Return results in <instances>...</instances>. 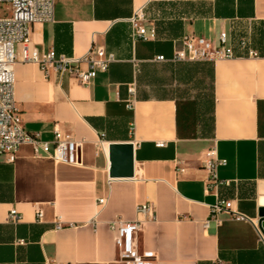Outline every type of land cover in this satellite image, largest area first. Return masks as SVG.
Listing matches in <instances>:
<instances>
[{
	"label": "crops",
	"instance_id": "obj_1",
	"mask_svg": "<svg viewBox=\"0 0 264 264\" xmlns=\"http://www.w3.org/2000/svg\"><path fill=\"white\" fill-rule=\"evenodd\" d=\"M140 5L146 38L134 36L130 23ZM220 31L235 57L153 60L169 58L187 32L213 40ZM31 38L39 50L73 59L103 46L114 60L89 84L52 67L44 72L33 62L13 63L24 129L50 141L57 126L83 143L81 165L36 156L28 143L14 162L0 159V264H46V257L112 264L115 232L108 221L117 215L132 220L136 205L148 201L156 218L143 224L137 240L141 252L156 254L154 264H264L258 226L264 207V0H55L54 20L31 25ZM206 66L210 137L180 138L173 88ZM132 82L135 102L128 110ZM123 142L133 144L134 176L111 178L108 146ZM211 147L226 159L217 168L224 182L206 191L203 163ZM103 196L102 207L97 199ZM216 198L231 200L236 214L222 212L204 227ZM11 208L20 213L17 223L6 219Z\"/></svg>",
	"mask_w": 264,
	"mask_h": 264
},
{
	"label": "built area",
	"instance_id": "obj_2",
	"mask_svg": "<svg viewBox=\"0 0 264 264\" xmlns=\"http://www.w3.org/2000/svg\"><path fill=\"white\" fill-rule=\"evenodd\" d=\"M54 5L55 0H0V159L6 162H14L20 145L28 143L32 146L36 156L49 157L56 163L81 165L82 139L74 137L70 132L62 131L57 126L53 128V138L50 141L42 140L38 133L24 129L21 111L16 106L13 94V63L16 60L36 63L44 72L52 67L59 75L68 74L81 84H89L97 71H105L114 60V56L106 53L103 46H96L78 59L58 55L53 49L39 50L31 38V25L52 22ZM145 19L143 5H140L130 17L134 36L147 37ZM238 43L241 49L246 47L244 38H240ZM248 54L256 55L253 50H248ZM235 55L232 45L228 43V35L225 31H220L213 40L194 32H187L182 35L180 46L173 47L169 58L159 54L153 60L215 62L220 59L233 58ZM80 61H85L87 68H80ZM127 92L125 108L132 110L135 102L134 82L127 85ZM156 145L163 146L164 142L158 141ZM203 164L208 171L206 191L224 182L218 177L217 168L224 166L226 159L218 157L215 147L208 150ZM178 170L182 171L183 168ZM105 203L106 197L97 199L98 205L103 207ZM232 205L231 200L216 198L213 203L209 204L210 216L204 220V227L208 226L210 219L218 220L217 217L222 212L236 214ZM135 212L136 217L132 220H125L117 215L108 221L109 228L115 232L113 240L116 259L112 264H154L156 261L154 252L139 250L137 240L143 224L156 218L155 204L150 201L137 204ZM35 213L36 219L41 220L42 210L37 207ZM6 219L11 223H17L20 220V213L15 208H11ZM55 227H61L59 220L56 221ZM261 237L264 241V236ZM45 263L62 264L47 257Z\"/></svg>",
	"mask_w": 264,
	"mask_h": 264
},
{
	"label": "rangeland",
	"instance_id": "obj_3",
	"mask_svg": "<svg viewBox=\"0 0 264 264\" xmlns=\"http://www.w3.org/2000/svg\"><path fill=\"white\" fill-rule=\"evenodd\" d=\"M178 108L180 138H209L212 118V90L209 68L194 79L175 85L172 91Z\"/></svg>",
	"mask_w": 264,
	"mask_h": 264
},
{
	"label": "water",
	"instance_id": "obj_4",
	"mask_svg": "<svg viewBox=\"0 0 264 264\" xmlns=\"http://www.w3.org/2000/svg\"><path fill=\"white\" fill-rule=\"evenodd\" d=\"M108 175L111 178H132L134 176L133 144L131 142L110 143ZM258 226L264 233V207L258 212Z\"/></svg>",
	"mask_w": 264,
	"mask_h": 264
},
{
	"label": "trees",
	"instance_id": "obj_5",
	"mask_svg": "<svg viewBox=\"0 0 264 264\" xmlns=\"http://www.w3.org/2000/svg\"><path fill=\"white\" fill-rule=\"evenodd\" d=\"M177 118H178V115H177Z\"/></svg>",
	"mask_w": 264,
	"mask_h": 264
}]
</instances>
